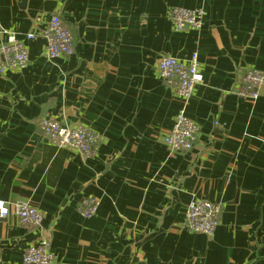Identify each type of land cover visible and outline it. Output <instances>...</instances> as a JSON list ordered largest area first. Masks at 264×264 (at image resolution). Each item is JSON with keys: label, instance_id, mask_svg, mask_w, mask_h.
<instances>
[{"label": "crops", "instance_id": "crops-1", "mask_svg": "<svg viewBox=\"0 0 264 264\" xmlns=\"http://www.w3.org/2000/svg\"><path fill=\"white\" fill-rule=\"evenodd\" d=\"M173 6L204 8L202 28L175 30ZM52 13L75 49L49 59ZM4 30L37 37L25 39L26 66L0 73V200L45 217L0 216V264H23L43 238L53 264H264V88L255 101L239 95L248 69L264 72V0H0V40ZM195 51L204 82L185 109L200 134L172 154L163 138L184 100L157 64ZM42 117L104 140L83 157L50 141ZM86 197L100 202L90 216ZM198 197L221 204L213 239L178 225Z\"/></svg>", "mask_w": 264, "mask_h": 264}, {"label": "built area", "instance_id": "built-area-1", "mask_svg": "<svg viewBox=\"0 0 264 264\" xmlns=\"http://www.w3.org/2000/svg\"><path fill=\"white\" fill-rule=\"evenodd\" d=\"M168 16L172 19L174 29L182 30L185 27L200 30L203 25L205 10L202 7L189 9L173 6L168 9ZM5 38L0 40V73L8 69L26 66L29 62V53L25 39L33 40L37 37L34 31L20 38L12 30H4ZM46 40L44 55L53 59L58 56H67L74 52V38L71 30L62 20L59 13H52L47 26L41 32ZM157 74L184 100L182 107L174 116V124L170 132L163 138V142L170 148L172 154L191 150L200 134L199 124L186 113L185 103L194 94L197 85L204 82L200 68L198 52L195 51L189 60H182L174 56L164 55L157 64ZM264 72L250 68L243 75L239 95L245 99L257 100L263 93ZM43 134L58 146L73 149L83 157L94 155L100 142L104 140L98 133L82 122L72 124L62 123L49 117L40 119ZM99 200L86 197L81 200L79 210L85 216L96 213ZM11 211L17 213L21 221L27 225H41L44 213L29 201L16 200L6 203L0 200V216L4 217ZM221 204L204 197L194 198L189 202L185 216L179 227L195 233L205 234L213 239L219 225ZM56 258L51 250L50 241L43 238L25 249L23 264H53Z\"/></svg>", "mask_w": 264, "mask_h": 264}]
</instances>
